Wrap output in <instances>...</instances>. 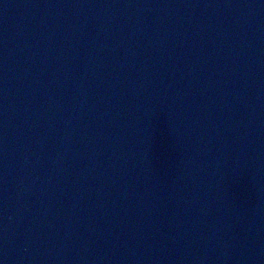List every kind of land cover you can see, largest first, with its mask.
I'll return each instance as SVG.
<instances>
[{
  "label": "water",
  "instance_id": "water-1",
  "mask_svg": "<svg viewBox=\"0 0 264 264\" xmlns=\"http://www.w3.org/2000/svg\"><path fill=\"white\" fill-rule=\"evenodd\" d=\"M2 264H264V0H0Z\"/></svg>",
  "mask_w": 264,
  "mask_h": 264
},
{
  "label": "snow or ice",
  "instance_id": "snow-or-ice-1",
  "mask_svg": "<svg viewBox=\"0 0 264 264\" xmlns=\"http://www.w3.org/2000/svg\"><path fill=\"white\" fill-rule=\"evenodd\" d=\"M0 264H2V262H0Z\"/></svg>",
  "mask_w": 264,
  "mask_h": 264
}]
</instances>
